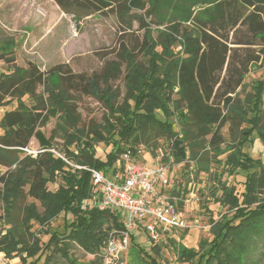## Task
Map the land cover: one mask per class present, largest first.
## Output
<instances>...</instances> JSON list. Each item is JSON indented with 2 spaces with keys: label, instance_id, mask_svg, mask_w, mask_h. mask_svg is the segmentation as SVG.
Masks as SVG:
<instances>
[{
  "label": "trees",
  "instance_id": "obj_1",
  "mask_svg": "<svg viewBox=\"0 0 264 264\" xmlns=\"http://www.w3.org/2000/svg\"><path fill=\"white\" fill-rule=\"evenodd\" d=\"M56 1L63 9L81 7L85 16L113 4L112 0ZM133 7L149 10L144 17L131 14ZM118 14L130 27L136 21L144 30L139 50L146 57L138 61L124 47L123 98L111 85L122 75L120 61H110L100 73L90 75H67L61 66L45 71L34 62L25 67L15 64L12 71L0 73V108L16 102L0 118V165L10 168L0 176L5 213L0 216L5 223L0 230V253L20 257V264H38L43 256L49 262L55 253L68 264H78L69 250L75 242L87 253L97 254L91 264H102L98 254L110 232L124 226L116 211L82 209L94 192L88 168L106 175L122 171L116 165L122 153L131 149L138 154L142 146L149 163L161 148L170 152L173 163L195 162L198 172L212 173L210 155H225L217 162L229 174L245 171L241 192L218 181L217 201L235 213L230 219H210L211 241L202 239L196 250L169 239L182 262L260 264L264 258V162L244 148L253 141L255 131L264 141V79H255L248 92L245 79L264 60V0H127ZM13 49L10 39L1 44L0 59ZM72 91L96 96L108 109L88 134L78 127L80 116ZM51 118L59 120L56 130L68 144L76 143L77 151L67 150L66 160L48 150L37 156L24 150L33 137L43 149H51V139L40 129ZM225 126L233 139L224 138ZM97 143L111 146L104 158L96 155ZM59 179L56 190L48 188ZM26 195L38 200L43 210L34 202L25 204L23 217L16 222L14 213ZM61 214H72L74 219L65 223L64 232L51 230L50 223ZM35 224L49 236L47 242L32 231ZM131 237L130 249L138 248L145 264H160L157 256L137 243L135 234ZM153 244L152 250L160 254L161 247Z\"/></svg>",
  "mask_w": 264,
  "mask_h": 264
},
{
  "label": "rangeland",
  "instance_id": "obj_2",
  "mask_svg": "<svg viewBox=\"0 0 264 264\" xmlns=\"http://www.w3.org/2000/svg\"><path fill=\"white\" fill-rule=\"evenodd\" d=\"M126 1L112 0L113 4L110 7L85 16L81 7L70 6L63 9L56 0H0V45L9 39L14 41L13 52L7 55L1 54L3 57L0 59V73L12 71L15 64L25 67L28 62H34L45 71L53 66H61L67 75L71 72L90 75L96 72L100 73L110 61H120L122 63V75L112 80L111 85L121 93L123 98L126 92L124 47L130 49L138 61L144 62L146 60V57L139 50V42L143 40L144 30L139 29L136 21L130 27L118 14ZM193 9L195 6L192 7ZM147 10H149L148 7L144 9L133 7L131 14H141L145 17ZM255 79H264V60L262 64L254 65L247 75L245 79L247 83L246 92L251 90L252 82ZM72 93L80 116L78 127L85 134H88L92 126L103 121L108 109L104 102L96 96L87 95L81 91H72ZM14 107H16V102L0 108V118L5 110ZM58 121L57 118H51L40 128L45 138L51 139L53 145L51 149L57 152L56 156L58 154L65 156L67 150L76 152V143L69 145L63 133L58 129L56 130ZM175 129H179L177 124ZM1 133L2 130L0 129ZM223 134L226 140L233 139V135L230 136L229 134L228 126L223 128ZM83 138L88 139L89 137ZM252 139L253 141L246 144L245 151L264 162V141L259 138L256 131ZM164 146L167 145L164 144ZM28 147L32 150H40L42 144L36 137H33ZM110 149L111 146H106L104 143L95 145L96 155L102 158ZM143 153L141 146L139 154L142 161ZM210 156L213 159L211 163L212 173L198 172L197 164L192 161L178 164L171 160L167 162L170 166L171 178L175 182L174 185L176 188L179 186V195L183 203L180 207L183 209L189 224L187 229L178 232V238H173V240L176 243L182 242L187 247L196 250L200 248L199 243L202 239L211 241L213 238L210 219L222 220L223 216L230 219L235 213L234 210H230L217 201L220 196L218 181L226 183L227 186L235 187L236 192H241L246 178V172L240 169L230 174L224 171L223 166L217 161L224 159L225 155H219L217 158L213 155ZM8 169L10 168L0 165V176ZM108 176L111 178L112 173ZM189 181L194 182L197 186L194 196L184 190V186ZM59 184L60 179L56 183H49L48 188L56 190ZM1 187L2 183L0 182ZM31 202H34L41 211L43 210L38 200L26 195L18 203L14 213V221H20L23 217L22 206ZM95 202L96 200L89 198L87 203L90 204V207H96ZM83 205L82 209H89L84 208ZM4 214V204L0 200V216H4ZM73 219L72 214L66 216L61 214L50 223L49 227L51 230L64 232L65 223H70ZM4 226L5 223L2 219L0 220V230ZM32 231H35L36 236L41 238L43 242L48 241L49 236L41 233L42 228L38 224L34 225ZM136 241L157 256L160 264H195L196 262V259L189 262L180 261L175 244L169 238H166L162 243H156L161 247V252L158 255L152 250L154 244H150L144 234L137 236ZM69 250L78 264H91L97 258V254L87 253L75 242L70 244ZM45 257L43 256L38 264H68L57 253L52 255L49 262H45ZM122 260L123 264H145L138 255V248L126 251ZM20 262V257L9 258L5 256V264H20ZM260 264H264V258Z\"/></svg>",
  "mask_w": 264,
  "mask_h": 264
},
{
  "label": "built area",
  "instance_id": "obj_3",
  "mask_svg": "<svg viewBox=\"0 0 264 264\" xmlns=\"http://www.w3.org/2000/svg\"><path fill=\"white\" fill-rule=\"evenodd\" d=\"M24 150L32 156L47 150L57 154L54 149L32 150L25 147ZM166 156L171 157L170 152L159 148L149 163L144 157L143 161L140 160L139 152L134 154L128 149L116 163L122 171L112 174L111 178L102 171L88 168L92 172L94 189L90 199L96 200L95 206L99 209L119 213L124 226L110 232L103 251L98 254L102 264H123V255L131 247L132 233L136 237L144 234L150 244L162 243L166 238H178V232L189 226L180 207L179 186L176 188L174 185L170 166L164 161ZM58 157L64 158L59 154ZM196 187L194 182L189 181L188 193L194 196ZM88 200L83 203L84 208H91ZM5 256L0 253V264H5Z\"/></svg>",
  "mask_w": 264,
  "mask_h": 264
}]
</instances>
